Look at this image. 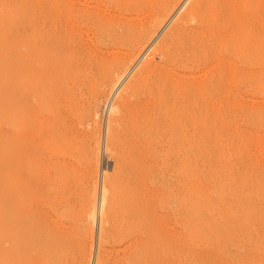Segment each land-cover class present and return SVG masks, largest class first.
<instances>
[{
    "label": "bare ground",
    "instance_id": "obj_1",
    "mask_svg": "<svg viewBox=\"0 0 264 264\" xmlns=\"http://www.w3.org/2000/svg\"><path fill=\"white\" fill-rule=\"evenodd\" d=\"M189 1L39 0L31 3L23 27L26 37L23 47L27 53L22 68L26 78L23 91L19 90L17 62L15 76L10 75L15 79V84L11 83L14 84L12 164L8 186L0 182V264H155L157 243L164 236L160 235L158 221L161 219L156 218L153 207L155 182L150 178L147 186L146 178L153 172H159L163 179L174 176L182 189L178 194L183 216L187 209L189 163L206 151H203L206 143L202 132L203 112L208 118V111H218L215 101L206 105L202 102V89L209 86L217 99L223 93L230 97L233 92L229 86L233 82H250L254 67L264 69V26L258 19V24L247 30L240 13L244 10L242 0L237 1L238 5L227 4L229 0H226L218 7L205 5V0H195L193 5H198L199 22L192 27L186 25L190 17L176 16L179 3H182L179 11L191 13L187 9ZM258 16L263 19L264 13ZM103 111L105 121L102 120L101 126L99 116ZM212 115L210 119L215 121ZM101 158L105 163L111 162L112 167L107 165L111 168L109 172L103 168L97 183L95 167ZM235 206L239 204L233 210ZM85 221L95 224L94 237L91 236L94 242L90 240L93 246L90 263L92 250L86 252V244H81L87 234L81 227ZM249 235L246 237L250 238Z\"/></svg>",
    "mask_w": 264,
    "mask_h": 264
},
{
    "label": "rangeland",
    "instance_id": "obj_2",
    "mask_svg": "<svg viewBox=\"0 0 264 264\" xmlns=\"http://www.w3.org/2000/svg\"><path fill=\"white\" fill-rule=\"evenodd\" d=\"M37 1H39V0H0V3L2 4V5L0 4V22L3 23L6 19V21L3 24L0 23V30H2L0 32H2L4 34L3 35L0 33V39L2 40V42L0 41V43H1L0 44V52H1L0 56H2V57H0V70L3 69V74L1 73L2 70L0 72V74H1L0 75V100H1L0 101V159H2V157H3V159H2L3 162L0 160V167H1L0 168V173H1L0 174V182L3 183L4 187H7L9 184L10 175H11V164H12L11 163L12 157H11V146L10 145H11V140H12L11 139V137H12L11 133L13 132V126H11V125H13V120H14V118H12V117H14L12 110H13V89H14V84H15V82H14L15 79L13 81L12 78H14L15 71H16V68L18 66V69L20 71L19 76H18V82H19L18 84L21 85L19 87V90L23 91V89H24L23 86L26 85V83H25L26 78L24 79L25 76L22 75L23 74L22 68L25 66V64H26L25 59L27 58L26 57V55H27L26 50L23 47L25 45L24 43L26 42L25 34H23L24 33L23 27L25 25V21H26V18L28 16V12H29V8H30L31 3H34ZM190 1L187 4V9L189 10V8H190L191 13H189V12L185 13L184 12L185 13L184 14L183 11H181L182 9L180 10L181 11V13H180V11L178 9H179L180 5H182V3L181 4L179 3L177 5V7H178L177 11L179 13L176 15V16H180L183 19L184 18L188 19L190 17L188 20H186L187 21L186 25L188 27L195 26L196 22L197 23L199 22L198 21L199 20L198 19L199 13L197 10L198 5L197 6L193 5L195 0H190ZM205 1L207 2V3L206 2L204 3L205 5H209L212 7H218L219 5L222 4V2H226V0L225 1L221 0V2H220V0H205ZM215 1L218 5L216 3H214ZM237 1L239 2V0H229L228 1L229 3L227 2V4H232V5L235 4L236 5L238 3ZM242 2L244 3L243 4L244 10H242L240 13L242 14L244 21L248 25L247 30H249L250 28L257 25L258 19L262 21V24L264 26V18L262 19L261 16H258V15H262L264 13V11H263L264 10V0H242ZM190 4L194 7L190 6ZM213 4H215V5H213ZM1 7H3V8H1ZM7 9H10L11 14L12 13L13 14L11 15L9 13L10 10L7 11ZM15 10H17V11H15ZM24 10H26L25 11L26 15L24 13ZM5 11H7V12H5ZM20 11H21V13H24V14L23 15L21 13L19 14ZM1 12L5 13V14L2 13V15H1ZM15 12H18V13H15ZM14 13H15V16H14ZM16 14H17V16H16ZM187 14H188V16H187ZM7 16L8 17L10 16L8 20H7ZM22 16H24V17H22ZM12 17H14V18H12ZM193 19H195V20L192 21ZM1 20H4V21H1ZM9 20L12 21V22H10L11 25H8ZM16 21H17V23H16ZM5 23H7V24H5ZM13 23H14V25H13ZM191 24H193V25H191ZM3 25H4V27L7 26V27H5L6 30L4 29ZM15 25L17 26V28ZM18 25H19V27H18ZM11 27H13V28H11ZM14 27H15V29H14ZM8 31H9V33H7ZM20 31H22V32H20ZM7 35H9V36H7ZM12 35L14 37H12ZM4 36H6V38ZM22 38H25V39L23 40ZM15 39L17 41H19V39H20V41L23 40V42L19 41V43H18ZM2 43H4V45H5V43H7V44H9V46L7 44H6L7 46H3ZM13 43L15 44V46L13 45ZM4 47H7V48H4ZM9 47H10V49H9ZM22 48H24L25 52L23 51ZM5 49H8V50L5 51ZM2 52H4V53H2ZM6 52L8 53L9 56L7 55ZM24 53H26V54H24ZM4 54H5V56H4ZM19 55L21 56V59H20ZM17 56H18V58H16ZM14 57H15V59H14ZM5 58L7 59L8 63L10 62L9 64L7 63ZM12 59H14L15 61L13 60L14 62H12ZM19 59L21 61H19ZM15 62L18 63L17 66H15L16 65ZM11 63H12V65H10ZM13 63H14V65H13ZM19 65H21V66L19 67ZM11 66H13V67H11ZM7 67H8V69H7ZM6 69L9 71H7ZM12 69H13V71H12ZM21 69H22V71H21ZM253 72L254 73H253L252 81L247 82V83L233 82L231 84V86H229L230 89L232 90V92L234 93V94L232 93L230 95V97L228 94L223 93L221 95V98L217 99V97L215 95L211 94L213 92L210 91L209 86L206 85L205 88L202 89V94H201L202 102H205L204 103L205 105L216 103L215 105L218 107V111L217 112L208 111V112H210V114L208 113L209 116L207 115V112H206V115L208 116L209 119H210V115H212L211 112H213L214 115H212L211 118H216V119H214L215 121H213V119H212V121H211V119L208 120V118L206 116H204L205 112H203L202 132H203V134L205 132V134L203 136H204V139L206 142L205 147L203 148V151L204 150H206V151L202 152L203 154L199 158L200 160L198 158H195L189 163L188 167H190V168H188V175H187L188 176L187 178H189V179L186 178V183H187V188L190 191L187 190L188 192H186L187 209H186V213H184L183 216H181L183 208L180 207L181 206L180 205V198H179L180 196L178 194V192L179 193L182 192V189H180L181 185L178 184V182L176 181L174 176L169 177V179L168 178L163 179V178H161L159 172H157V173L153 172L151 175H149L146 178L145 182L148 183L147 186L150 185L151 179H153L155 182L153 185L156 189V197L154 199V206L153 207H154V212H155L156 218L159 217L158 219L159 220L161 219L160 221H158V219H157V221L159 223V229H161L160 235L163 234V236H164V237H162L163 239L161 241L159 240L157 243L155 264H164V263L167 264V262L169 264H181V263L182 264H197V263L202 264L203 261H204L203 264H214V260H216L215 264L217 262L219 264H221L222 262H223L222 264H240V263L241 264H264V250H263L264 249V239H262V238H264V236H261V234L264 235V227H263L264 223H261L264 221V214H263L264 208H262V207H264V202H263L264 201V195H262V194H264L263 193L264 192V190H263L264 189L263 188L264 187V184H263L264 183V181H263V177H264V175H263L264 174V172H263L264 171V160H263L264 159V69H260L256 66L253 68ZM12 74L14 76L11 77L10 75H12ZM4 75L6 76V78ZM20 76H21V78H20ZM2 77H4L5 80ZM1 78L3 80H1ZM8 78H9V80H8ZM256 79H258V80H256ZM6 80L8 82H6ZM13 82H14V84L12 85L11 83H13ZM1 83H3L4 85L3 84L2 85L5 87H3L1 85ZM122 83H124V80L122 81ZM122 83L119 84V87L121 86ZM6 85H8V86H6ZM117 88H118V86H117ZM3 89H5V90H3ZM206 90H207V92H205ZM206 93H208L209 96ZM210 96H213V97H211L212 99H209ZM7 97L10 99H8ZM110 97L112 98V96H110ZM214 97L216 99H214ZM219 100H221V101H219ZM214 101H215V103H214ZM2 102H3V104H2ZM4 103H6V104H4ZM11 104H12V106H11ZM219 105H221V106H219ZM2 107H4V108H2ZM204 111H207V110H204ZM102 114H103V116H101ZM101 115L99 116L100 124H101V122L104 123V121H105V111H103L101 113ZM7 117H9V119L12 121H9V119ZM102 120H104V121H102ZM206 120H207V122H206ZM214 122L216 124H214ZM100 124H98V125H100ZM101 126H102V124H101ZM244 134H245V136H244ZM97 135H98V133H97ZM249 145H250V147H249ZM5 155H7L8 157ZM253 156L254 157L256 156V157L254 158ZM4 157H5V159H4ZM204 158H205V160H204ZM237 161H238V163H237ZM98 162H100V163H98ZM98 162L97 163L99 165L98 166L96 165V167H95V171L97 174V176H96L97 179H95V180H97V183H98V178L101 179L102 171H104V169L108 168L107 171L109 172V171H111L110 166L112 167L111 162L105 163V162H103L102 158L99 159ZM104 163L106 164V167H105ZM193 163L196 165H194ZM109 164H110V166L107 167V165H109ZM240 166H242V167H240ZM192 167H193V169H192ZM189 174L193 177L190 178ZM246 174L247 175L249 174L250 177H249V175L247 176ZM259 176H261L260 181L258 178ZM242 177H244V178H242ZM251 177H252V181H251ZM261 178H262V181H261ZM189 182H191V183H189ZM239 183H241V184H239ZM257 184H260V186ZM222 187H224V188H222ZM254 187H255V189H254ZM261 188H263V189H261ZM161 189H162L163 193L160 191ZM222 189H224V190H222ZM260 189L263 191H261ZM249 190L250 191L252 190V191L249 192ZM256 190H258V192ZM196 194H197V196H196ZM256 196H258L260 198L258 199ZM244 197L246 198V200ZM240 198H241V200H240ZM247 198H248V200H247ZM156 199H157V201H156ZM260 199L262 202L260 201ZM165 200H166V202H165ZM243 200H245V201H243ZM245 202L246 203L248 202V203L246 204ZM237 203L239 204V206H237V208H239V210L235 206V210H236L235 211L233 209H234V205H238ZM156 204H158V205L156 206ZM220 204H221V206H220ZM241 204L244 206L245 209L242 208L243 206H241ZM254 204L255 205L257 204L256 205L257 207H255ZM246 205L248 207H246ZM250 205L252 207H250ZM215 206H217L216 210H215ZM207 207H209V209H207ZM226 208H229V210ZM237 210H238V212H237ZM242 210H243V212H242ZM248 210H250L251 213ZM261 210L263 213L261 212ZM214 211H218V213L215 212V213H217V214H215ZM221 211H224V212H221ZM225 211H226V213L227 212L228 213L225 214ZM255 211H256L257 215L255 214ZM235 212L237 213V215L238 214H241V215H238V217H237ZM247 212H249V213H247ZM257 212H259V213L261 212L260 213L261 215ZM254 214L257 217H255ZM172 215H173V217H172ZM218 215L219 216L221 215V216L219 217ZM229 215L231 218L229 217ZM233 215H234V217H233ZM258 215H260V216H258ZM176 216H177V218H176ZM216 216H218V218H214ZM235 217H237V218H235ZM258 217H260L261 219L259 220ZM202 218L203 219L205 218V219L203 220ZM212 218H214V220L215 219L218 220L216 222L217 224L220 223L218 225V227H217V224H215L214 220H212ZM221 218H222V220H221ZM257 219H258V221H257ZM202 220H203V222H202ZM206 220L208 223H205ZM220 220H221V222H220ZM211 221L214 224V226L211 223ZM237 221H239V222H237ZM248 221H249V224H247ZM259 221H261V222H259ZM231 222H234V223H231ZM176 223H177V225H176ZM203 223H205V225ZM230 223L232 225H234L235 228ZM225 224H226V227H225ZM227 224H228V226H227ZM256 224H258L257 225L258 227L259 226L261 228L263 227V229H261L259 227L260 232L257 231L258 227L256 226ZM81 225H82L81 227L83 229L87 230L85 232H87V234H88V235L84 234L85 237H83L81 244L83 246L86 244L85 245L86 248L84 247L86 252H89L90 250H92L91 256L89 257V263H90L91 258H92V253H93V246H91L90 244H92V242H91L92 239L94 242V238H93L94 233H92V229L94 232L95 224H94V222H91V221H89V222L85 221ZM180 225H182V226H180ZM215 225H216V227H215ZM221 225H222V227H221ZM235 225L238 226L237 227L238 229L236 228ZM167 226L169 227V229ZM195 226H196V228H195ZM245 226H246V228H245ZM163 227L166 229L165 232L163 231L164 230ZM170 227H171V229H170ZM202 227H204V229ZM206 227H210V229L208 230V228H206ZM211 227H213V228H211ZM231 227H233V229ZM89 228H91V229H89ZM216 228L218 230H216ZM221 228H223V229L221 230ZM224 228H225V230H224ZM229 228H230V230H229ZM231 229L234 230L233 234H232ZM253 229H255V230H253ZM206 230H207V232H206ZM215 230L217 232H215ZM161 231H162V233H161ZM171 231L173 234L171 233ZM200 232H202V234ZM213 232L216 233L217 235L214 234ZM254 232H255V234H254ZM165 233H167L168 235L167 234L165 235ZM189 233H191V234H189ZM192 233H193V235H192ZM175 234L178 236H176ZM206 234L208 235V237L206 236ZM249 234H252L253 236L249 235ZM185 235L186 236L188 235V238H186ZM228 235H229L228 238H232V237H234V238H232V240H230L227 238ZM248 235L250 238L246 237ZM91 236H93V237H91ZM183 236H184L185 241L182 239ZM216 236H217V238H216ZM220 236L223 237V239ZM259 236H260V238H259ZM178 238H180L181 240L180 239L178 240ZM218 238L220 239L219 241H217ZM166 239L168 240V242ZM170 239H171V241H172V239L174 241H172V243H171V241H169ZM255 239L256 240L258 239V241H256ZM210 240H211V242H210ZM181 241H182V243H181ZM83 242H84V244H83ZM169 242H170V244H169ZM230 242H232V244ZM191 243H193V244H191ZM217 243L220 246L222 245L221 248H220V246L217 245ZM196 244H197V246H196ZM161 245H162V247H160ZM87 248H89V249H87ZM222 252H224V253H222ZM213 254H215V255H213ZM204 256L206 259L204 258ZM218 257H219V259H218ZM159 259L161 261H159ZM202 259H205L207 261L202 260ZM211 259H213V261ZM236 259L238 262L236 261ZM243 260H244V262H243ZM248 261H250L251 263ZM161 262H164V263H161ZM210 262H212V263H210Z\"/></svg>",
    "mask_w": 264,
    "mask_h": 264
}]
</instances>
